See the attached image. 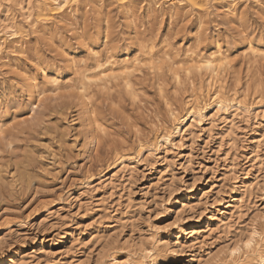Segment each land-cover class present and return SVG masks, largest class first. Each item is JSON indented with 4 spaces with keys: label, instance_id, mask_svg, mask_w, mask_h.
Returning a JSON list of instances; mask_svg holds the SVG:
<instances>
[{
    "label": "rangeland",
    "instance_id": "rangeland-1",
    "mask_svg": "<svg viewBox=\"0 0 264 264\" xmlns=\"http://www.w3.org/2000/svg\"><path fill=\"white\" fill-rule=\"evenodd\" d=\"M194 1L72 0L45 15L33 0L29 21L11 8L20 34L0 35V264H258L264 113L251 108L264 101V57L254 60L248 47L264 50V0H238L235 16L232 0ZM216 43L231 60L221 82L250 111L234 117L230 136L220 114L159 149L161 129H174L167 102L183 116L191 83L208 81L181 73L178 85L172 63H183L189 49L207 55ZM149 47L161 70L144 65L129 90L122 79L93 84L88 100L69 88L48 93L31 112L32 86L51 87L44 71L78 83L112 56L144 61ZM139 144L153 155L111 170L119 154L135 158ZM254 228L261 238L247 248Z\"/></svg>",
    "mask_w": 264,
    "mask_h": 264
},
{
    "label": "bare ground",
    "instance_id": "bare-ground-1",
    "mask_svg": "<svg viewBox=\"0 0 264 264\" xmlns=\"http://www.w3.org/2000/svg\"><path fill=\"white\" fill-rule=\"evenodd\" d=\"M32 1L33 0H14V1L13 0H0V35L8 34L10 39L12 38L17 39V37L19 38L20 32L18 30L16 22L14 21V16L12 15L11 8L15 7L16 11H18L21 14L23 19L26 21H29L32 17V11L34 7L32 4ZM35 1L38 2L39 11H41L42 14L43 13L47 14L48 12H51L52 10L59 11L60 13V11L64 10L66 7L70 5V2H72V0H35ZM177 1L179 3H183V0H177ZM237 1L238 0H232L228 4L227 10L232 16L237 15V12L239 10L237 9V5H238ZM193 2L195 1L193 0ZM182 5L183 4H181V6ZM49 16L48 18H50ZM202 25H204L203 21L199 20L198 25H197L198 29H202L203 28ZM107 39H108V36L105 35V42L108 41ZM5 48L6 46L4 44V40L0 38V55H2L5 52L6 50ZM151 48L146 54V59L144 60L145 62L139 56L125 55V57H123L121 60L119 59L117 60L112 56L109 58V60L106 61L104 65H99L97 67V68H100L98 72L92 73V74H84L81 81H79L78 83H73L69 85H67V81H65L64 83H61V80L58 77L48 75L44 71L43 74L46 77V79H48V83L50 84L51 87L50 89H46V88H41L38 85L32 86L33 88L32 95L34 97L33 98L34 101L33 103H31V108H30L31 112L32 113L35 112V109L38 107V104L41 103L42 100H44L43 99L44 97L46 98L48 93L51 94L52 96H57V94L60 91L65 90V89L67 90L69 88H75L79 93H82L83 95H85V97L88 95V100L90 99L89 98V89H90L89 86L93 84L99 86L103 84H110L113 81L122 79L125 84V87L129 90L132 84L129 78L131 77V75H133V73L137 72L144 65L145 66L148 65L150 66L151 69H154V70H161V65H160V61L162 60L161 56L160 58L159 57L157 58V56L156 58L152 57L151 53L153 52H151ZM212 51L211 53L207 55H205V53H203L204 55H202V53L201 55H198L197 52H194L189 49V51L187 52V56H186L187 59L184 58L186 60L183 63L178 61L179 63L173 62L172 66L170 65L171 67H174L172 75H173L174 80L178 83V85L181 84V81H182L181 73H183V75L189 78L191 77L193 72L194 73L196 72L200 76L202 75L206 76L208 81L205 80L207 82L205 86L204 85L196 86L194 82L191 83L192 94L189 96L188 101L186 102V111L183 114V116L182 115L179 116L178 115L179 112H177L174 108H172V106L169 105L170 103L168 104L167 102L169 116H170V119L174 123V129L172 131L166 130L164 128L161 129L162 133L159 137V141L157 142L159 149L166 147L168 145H171V146L174 145L173 135H175V133L176 135H178V137L179 136L182 137L186 132L190 131V128H192L194 124L202 123L203 121L210 122L212 121L214 116L220 115V114L228 115V117H225V120L226 121L229 120V122H228L227 127L225 128L224 133H226L227 136H230L231 135L230 129L234 126L233 125V122L235 119L234 117H237L244 113H248V110L250 111V109H248L247 107V105L249 104L245 102L246 99L245 101L243 99H240V97H238V94L235 91H233L232 94L228 95L229 94L228 91L223 86V82H221V79H224L223 77H224L225 72L229 68H231V60L229 58L230 55L222 51V48L217 43L215 45V50L213 52ZM248 52H249L248 54H250V56H252L254 60L260 59V57H264V50L252 44H249ZM143 53L145 54V52ZM153 56H155V54ZM163 57L167 58L169 61L172 60L169 54L165 53V55H163L162 58ZM89 73L91 72L89 71ZM130 93H131V96L134 95L132 91ZM135 96H133V98H135ZM261 98L262 97H260V100H259L260 102L255 104V106L252 105L251 110L255 114L259 112L264 113V101H262ZM90 105L91 106H90L89 115L92 117L94 115V110L92 109V103H90ZM15 117L16 116H14L12 119L14 120ZM90 122H91L90 123L91 143L93 145V144H96L97 142L98 135L96 134L95 124L98 122L94 118ZM103 127L98 126V128L100 129V132H104ZM5 130H6V123L0 121V138L5 136V132H6ZM153 150L154 149H151L148 146H144V144L143 145L139 144V149L136 152L135 158L128 154H119L111 170L114 169V171L116 170L115 173H117L121 170L123 171V169L125 168L128 169V167H131L129 163H131L132 161L135 162V160H137L138 163H141L144 161L146 157H148V155L149 157L150 155H153ZM113 177L114 175H111L110 177H108L109 179H106V181L111 182ZM90 179L93 180V178H90ZM186 206H188V204L184 203L183 207H186ZM198 233H201V232L199 231ZM248 234L249 235H246L248 236L247 239H245V241L243 240L245 243L243 244L247 248H251L252 244H254V242L256 243L257 238H261V234L258 232L257 228H254ZM234 250L232 251L234 252ZM21 255L22 254H20L19 256ZM257 263L264 264V255H260L258 257Z\"/></svg>",
    "mask_w": 264,
    "mask_h": 264
}]
</instances>
